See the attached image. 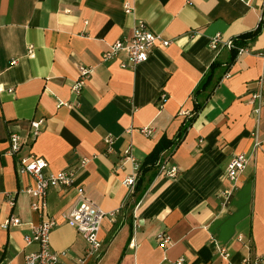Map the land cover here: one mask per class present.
Segmentation results:
<instances>
[{
	"label": "crops",
	"instance_id": "obj_1",
	"mask_svg": "<svg viewBox=\"0 0 264 264\" xmlns=\"http://www.w3.org/2000/svg\"><path fill=\"white\" fill-rule=\"evenodd\" d=\"M261 9L264 16V0H0V264H23L25 253L36 249L24 243L38 222L22 191L32 180L17 174L8 152L9 134H28L32 119L42 123L25 153L42 157L48 171L89 158L73 186L47 192L46 215L57 222L50 244L67 250L64 264H76L86 247L61 216L76 203L78 186L105 214L99 231L104 252L96 264H172L180 257L183 264H243L254 257L264 264V103L255 114L250 100L262 72ZM138 21L171 43L133 68L121 67L119 59L102 61L109 44L130 36ZM217 33L221 42L237 40L248 52L210 48ZM213 61L221 77L168 158L176 176L146 173L152 179L145 193L126 209L133 191L124 180L135 169L125 150L141 162L161 136L176 135L193 111L191 92ZM79 64L93 72L76 97L71 84ZM238 152L248 163L225 201L226 167ZM10 216L22 224L2 228ZM159 233L169 236L168 248L159 245ZM215 244L229 251V261Z\"/></svg>",
	"mask_w": 264,
	"mask_h": 264
},
{
	"label": "built area",
	"instance_id": "obj_2",
	"mask_svg": "<svg viewBox=\"0 0 264 264\" xmlns=\"http://www.w3.org/2000/svg\"><path fill=\"white\" fill-rule=\"evenodd\" d=\"M130 8L125 5V12H129ZM258 22L264 23L263 10L258 13ZM264 25V24H263ZM264 30V29H263ZM171 40L163 38L161 34L152 31L149 26L143 22L138 21L134 27L130 36H123L109 44L108 48L101 54L102 61H110L119 59L121 67L133 68L143 62H145L151 55L154 48L157 46H168ZM223 44L228 48L235 49L237 55L248 52V48L245 45L235 44L234 39L226 42H221L219 34L212 36L209 46L212 49ZM262 58V72L256 82V90L252 92L250 100L255 102L256 106L253 111L255 114L259 113L261 105L264 103V50L260 53ZM13 63L15 60L12 61ZM93 72L92 67L79 64L78 76L71 84V91L78 97L86 85L89 77ZM166 98V94L162 92L160 94L159 101L163 102ZM79 104V103H78ZM70 106L68 102L59 101L57 106ZM185 114V112H183ZM42 119H32L29 122L28 134L22 135L19 132H11L8 136L9 141V153L16 158V172L18 175L28 174L31 177V184L22 189L23 192L30 196V208L38 216V222L31 224L30 232L25 234L24 243L25 246L36 245V249L30 250L24 255L23 264H64L62 257L67 255V250L55 251L50 244V234L52 229L56 226L57 222L53 217L46 215L47 210V192L48 189L53 187L68 188L74 185L75 175L79 168L84 167L89 158L81 157L79 165L76 167L52 172L47 170V162L32 151L25 153V150L30 146V143L35 140L40 132V126ZM142 132L150 134L149 128H142ZM106 143L110 147L113 143V138L108 137ZM256 140L255 146L258 145ZM125 154L128 158L133 160L135 174L127 177L124 180V184L130 191H133L136 179L139 162L135 161L129 148L125 150ZM248 163V156L244 152H238L233 155L226 167V180L228 185L221 191V196L227 201L237 189V180L239 175L244 171ZM178 172L177 165L169 163V159L164 160L159 166V174L168 178H173ZM78 198L72 208L66 212H62L61 216L65 222L73 227L78 233H80L86 242V247L82 258L76 264H89L92 261L98 262L104 252V245L99 238V231L101 228L102 220L105 214L98 208V206L86 197L83 187H76ZM15 197L9 195V205H14ZM115 213L111 212L109 215L113 217ZM22 221L17 216H10L5 220L1 227L8 229L11 226H19ZM159 245L161 248H168L170 245V238L165 233H159L157 235ZM237 239L241 241L242 236H238ZM134 245V242L131 243ZM216 251L219 256L225 260H230V253L226 248L215 244ZM184 258H177L172 264H183ZM243 264H261L259 257L245 258Z\"/></svg>",
	"mask_w": 264,
	"mask_h": 264
},
{
	"label": "trees",
	"instance_id": "obj_3",
	"mask_svg": "<svg viewBox=\"0 0 264 264\" xmlns=\"http://www.w3.org/2000/svg\"><path fill=\"white\" fill-rule=\"evenodd\" d=\"M246 36V35H243ZM235 44H238L237 40H234ZM235 52V50H233ZM218 62L213 61L209 66V69L203 74L200 81L197 83L191 96L194 101L193 111L186 114L185 118L181 122L176 135L173 138H167L165 135L155 143L151 151L139 162L137 170V179L131 195V198L125 202L124 207L132 210L136 203L141 199L145 193L149 182L152 178L146 179V173L152 171V175H155L159 170V166L164 160L168 159L175 148L181 143L188 128L192 125L197 113L204 106L205 100L210 94L211 87L216 80H219L221 76H215V69L218 67Z\"/></svg>",
	"mask_w": 264,
	"mask_h": 264
},
{
	"label": "rangeland",
	"instance_id": "obj_4",
	"mask_svg": "<svg viewBox=\"0 0 264 264\" xmlns=\"http://www.w3.org/2000/svg\"><path fill=\"white\" fill-rule=\"evenodd\" d=\"M89 264H96V262H93V261H92V262H91V263H89Z\"/></svg>",
	"mask_w": 264,
	"mask_h": 264
}]
</instances>
